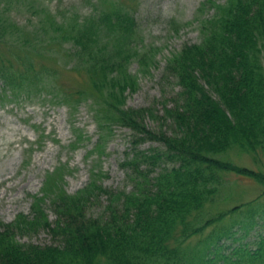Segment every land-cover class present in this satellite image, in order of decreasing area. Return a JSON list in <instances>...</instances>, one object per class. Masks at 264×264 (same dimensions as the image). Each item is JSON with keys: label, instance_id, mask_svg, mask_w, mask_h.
I'll list each match as a JSON object with an SVG mask.
<instances>
[{"label": "trees", "instance_id": "16d2710c", "mask_svg": "<svg viewBox=\"0 0 264 264\" xmlns=\"http://www.w3.org/2000/svg\"><path fill=\"white\" fill-rule=\"evenodd\" d=\"M21 1L0 0V44L11 46L10 51L0 50V105L38 98L74 110L89 100L92 116L103 129L99 93L106 88L105 104L115 114V123L133 133L121 163L131 189L115 192L91 181L69 195L58 185L47 187L62 172L55 168L46 175L43 198H34L31 215L0 223V264H264V172L221 157L232 149L256 159L264 155V0L200 4L199 14L207 9L213 13L199 20V43H186L167 59L166 73L179 90L162 117L153 108H125L126 92L136 80L122 70L135 55L152 59L156 53L155 46H144L133 2L89 0V14L82 16L76 10L54 14L43 3L25 0L37 18L38 28L32 31L43 41L26 38L9 23L10 4ZM58 49L67 52L73 65L69 71L84 68L93 91L63 87L65 80L43 57L50 52V58L58 59ZM141 63V73L150 72L144 68L147 61ZM146 117L171 121L173 130L152 131L144 123ZM146 140L163 149L141 150ZM103 141L100 135L98 143ZM229 173L251 178L262 193L203 219L206 205L215 200ZM60 178L63 175L54 182ZM105 196V215L89 216V209ZM47 200L57 217L53 222ZM246 207L247 225L238 221L213 234L204 247L185 248L195 235ZM39 230L60 244L42 247L18 239ZM252 233L254 239L241 245ZM224 241L239 246L222 253Z\"/></svg>", "mask_w": 264, "mask_h": 264}, {"label": "rangeland", "instance_id": "374dc122", "mask_svg": "<svg viewBox=\"0 0 264 264\" xmlns=\"http://www.w3.org/2000/svg\"><path fill=\"white\" fill-rule=\"evenodd\" d=\"M126 1L133 2L131 6L136 11L140 31L145 37L144 46H155L156 53L155 58H152L153 62L155 61L154 64L148 55H135L129 68L122 70L136 80L133 90L126 92L125 108H153L156 114L162 117L164 107L172 105V100L179 90L176 81L168 77L166 73L167 59L186 43H199L201 40L199 20L210 17L213 10L207 9L203 14L198 13L200 4L204 0ZM216 1L225 2V0ZM36 2L48 6L54 14L59 10L62 12L76 10L80 15L86 16L91 8L89 0H36ZM10 5L12 12L8 14L9 23L21 30L26 38L41 39L37 35L38 32L32 31L33 28L38 27L34 26L37 18L34 14L31 15L30 3L22 0L21 3L15 2ZM45 35L48 36V34ZM10 47V45L6 47L5 44H0V50L6 48L10 51L8 49ZM47 48L49 49L50 46ZM55 52L61 53L58 59L55 56L50 58V52L45 53L43 57L53 69L59 72L57 77L61 76L65 80L67 86L63 84V87L70 92L71 90L74 92L76 87L93 91L84 68L72 73L69 70L73 65L72 62H68L67 52L60 49ZM143 57L145 58L140 60ZM145 60L148 65L144 68L150 71L145 72L146 74L141 73V61ZM101 90L99 96L102 99L99 103L101 100L104 102L100 104V107L101 113L105 115L102 121L103 129L98 127V123L92 116L89 100L81 103L77 108L73 105L74 110L68 105L44 103L38 98L0 105V223L10 224L14 223L19 216H30L34 198L44 196L41 191L46 184V175L52 173L57 167L62 172H58L52 181L47 182V187L51 185V190L58 188L56 186L58 185L66 193L73 195L91 181L115 192L131 189L121 163L125 153L131 147L133 133L131 129L115 123V114L105 104L107 90L106 88ZM144 123L155 132L164 130L170 134L173 130L171 121L166 122L163 119L155 120L146 117ZM100 135L104 136V141L99 144ZM140 149L150 151L163 149V146L156 141L146 140ZM221 157L236 165L264 172V155L262 154L256 159L257 156L253 154L232 149L227 155ZM62 175V179L54 182L58 176L62 177ZM262 191L263 188L249 177L234 173L225 174L224 184L219 187L218 195L213 202L206 205L201 217L207 219L217 216L239 204L253 201ZM107 201L106 196L102 197L89 209L88 215L104 216ZM46 203L47 214L53 222L57 217L50 209L49 200ZM248 210L246 207L223 221L211 225L203 233L195 235L185 243V248L188 246L194 250L204 247L211 237V240L215 238L213 234H221L229 225H237L238 221L243 220V225H247L250 221ZM253 234L249 238L246 237L240 244L245 245L247 241H252ZM18 239L23 243L42 247L60 244L58 238H54L45 230L32 231ZM222 244H224L220 249L222 253H230L233 247L239 246V242L234 245L224 241Z\"/></svg>", "mask_w": 264, "mask_h": 264}]
</instances>
